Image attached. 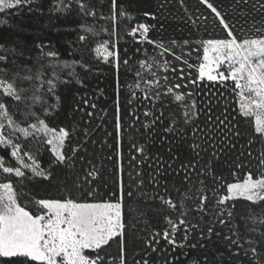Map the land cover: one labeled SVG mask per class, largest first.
<instances>
[{"label": "snow or ice", "instance_id": "snow-or-ice-1", "mask_svg": "<svg viewBox=\"0 0 264 264\" xmlns=\"http://www.w3.org/2000/svg\"><path fill=\"white\" fill-rule=\"evenodd\" d=\"M75 2L85 16L96 15L84 0ZM180 2L183 4V0ZM31 3L32 0H0V13ZM199 3L206 5L211 14H214L213 23L225 32L226 39H201L193 42L189 38H181L172 39L165 44L163 41L149 39L150 26L143 23L132 27L127 33L134 39L139 33V43L147 41L149 45L161 50L156 56L138 61L139 70L135 73L133 87L141 88V82L146 85L140 102L145 108L142 115L149 122L143 124V127L145 130H155L158 124L164 125L165 111L175 104L176 111L169 114L168 123L163 126L162 139L171 134L186 141L189 129L193 138L188 145L193 156L180 165L184 178L182 187L175 189L178 199H173L170 194L167 197L159 196L161 209L165 212L166 227L162 232H154L146 246L156 251L154 245L159 243L157 238L160 237L173 248H182L185 244L177 242V233L183 230V241H187L193 231H199L203 237L200 225L206 217L211 216L215 223L207 227L209 237L215 224L231 226V235L224 239L230 248L237 250L235 254L243 252L250 264H264V211L260 215L255 211L264 206V152L255 158L256 171H248L242 180L228 183L223 176L215 174L213 167V160L219 159L226 150H236V142L241 138V133L228 119L226 106L219 115L216 114L222 108L221 101L226 99L224 93L229 90V82L231 91L240 97V116L252 119L254 133L264 142V19L257 22L253 18L247 31L241 25L238 36L236 32L239 19H230L228 10L216 6L210 0H199ZM249 3L250 0H231L228 8L242 13ZM69 7L70 4H64L61 0L58 10L63 12ZM251 7L264 15V0H255ZM110 11L111 16L106 18L113 24L109 32L110 39L100 43L96 51L103 52L105 59L112 57L118 69L120 55L118 51L110 50L115 47L111 37L117 35L118 18L131 22L134 17L118 4V0H111ZM144 15L150 14L146 12ZM189 19L193 26H201L192 21L191 17ZM207 19L203 17L205 28ZM248 23L249 20L245 18L244 24ZM85 31L95 34L90 28ZM78 39L83 42L87 37L80 35ZM40 47V55L35 58L32 66L27 63L17 66L15 60L8 62V55L0 54V153H3L0 154V174L16 178V183L12 179L0 182V264H13L14 261L18 264H127V225L124 219L123 182L119 176L117 182L120 194L117 197L116 193H112L116 197L114 200L97 201L96 189L88 191L85 188V185L90 188L92 180L96 178L97 172L93 168L83 177L76 176L71 183L66 181L59 186L58 198L33 197L31 204L34 210L20 203L22 193L18 189L27 187L25 181L30 183L37 178L51 181L55 168L61 165L75 167L69 163L71 157L65 153L69 131L65 128L58 131L50 128L42 118L57 108V104H46L45 97L55 96L59 102L60 97L55 95L58 85L71 83L72 80L83 83L76 71L77 65L83 70H91L79 61H59L57 52H45L44 46ZM0 48L5 53L11 51L15 54L14 49L9 50L3 45ZM136 51L139 52L140 49ZM126 52L127 50L125 54ZM193 53L197 55V64L190 62ZM169 56L171 59L167 58ZM122 63L127 67L129 60L124 59ZM186 69H195L196 75L193 76ZM65 73L69 79H61V75ZM25 82L32 89L31 95L27 96L29 110L26 114V120L28 117L32 118L31 123L17 121L5 102L12 100L19 104L23 101L24 94L29 91L20 86ZM131 95L136 98L135 91ZM83 103L88 104V101L84 100ZM131 103L132 100H129V104ZM36 105L40 106L41 112L32 111ZM92 107L95 108V105ZM119 113L117 102V136L122 130ZM130 115L134 120H139L135 113ZM202 115L205 117L203 126L198 123ZM181 123L183 127L179 126ZM17 133L38 144L35 153L26 150L24 143L17 142L20 139ZM253 142L250 139L247 143L251 145ZM173 144L180 147L175 140ZM41 147L50 151L52 160L48 168L42 167L38 162ZM133 148L144 155V146L137 147L133 144ZM245 148L246 145H240L237 158L240 162H234L231 173L234 177L247 167L242 160ZM171 151L170 147L169 152ZM72 153L74 156L75 147L72 148ZM201 153L209 156L205 164L199 162L202 159ZM247 155L251 156L252 153L249 151ZM12 159L15 166H9ZM176 159L179 157H173V162ZM163 166L161 160L157 165V175L161 174ZM168 167L171 168V164ZM209 176L212 178L211 185L206 183ZM153 182L159 186V181L155 178ZM139 183L143 184V180ZM76 191L81 192L79 198L74 195ZM164 191L169 192L166 184ZM240 200L249 202L243 215L236 207ZM193 220L196 222L193 223ZM216 235L219 236L220 233L217 232ZM114 244L116 251L112 252L110 249ZM142 264H148V260L144 259Z\"/></svg>", "mask_w": 264, "mask_h": 264}, {"label": "trees", "instance_id": "trees-1", "mask_svg": "<svg viewBox=\"0 0 264 264\" xmlns=\"http://www.w3.org/2000/svg\"><path fill=\"white\" fill-rule=\"evenodd\" d=\"M84 2L93 8L96 13L94 17L81 13L75 0H63L64 4H70V7L63 12L58 10L61 0H32L31 4L17 6L15 9H7L0 13V45L9 50H15V54L11 51L5 53L0 48V54L8 55L9 63L15 60L17 66L25 63L32 66L35 58L40 55V46H44L45 52H57L59 61H79L91 69L83 70L77 65L76 71L83 83L72 80L71 83L58 85L55 95L60 97L59 102L55 96L45 97L46 104H57V108L50 115L42 116V118L46 120L50 128H55L57 131L65 128L69 131L70 135L65 142V153L71 157L69 163L75 167L61 165L55 168L51 181L40 178L30 183L25 181L27 187L18 189L22 193L20 203L34 210L31 204L33 197L58 198L59 186L66 181L71 183L76 176L83 177L95 168L96 178L92 180L90 188L87 185L85 188L88 191L96 189L97 201L116 199L111 194L116 193V196H119L117 177L122 179L124 219L128 239L127 264H137V262L142 264L144 259L148 260V264H250L243 252L236 255L237 250L234 247L230 248L224 239L225 236L231 235L229 230L231 226L215 224L214 231L209 237L207 227L215 223L211 216L206 217L200 225L204 232L203 237L199 231H193L188 240L183 241V230L177 233V242L185 244L182 248H173L160 237L157 238L159 243L154 245L156 251L146 246V242L151 239L154 232H162L166 227L165 212L161 209L159 196L167 197L170 194L173 199H178L175 189L182 187L184 178L180 165L193 156L188 147L193 138L189 129L186 141H181L179 137H173L171 134L162 139L163 126L167 125L169 114L176 111L175 104L165 111L164 125L158 124L155 130H145L143 127V124L149 122L142 115L145 108L140 102L146 85L141 82V88L133 87L136 81L135 73L139 70L138 61L156 56L161 50L156 49L154 45H149L147 41L139 43V33L135 39L127 33L132 27L143 23L150 26L149 39L163 41L165 44L172 39L180 40L181 38H189L193 42L201 39H226L225 32L213 23L214 14H211V10L207 9L206 5L200 4L199 0H183V4L180 0H118V4L125 8L134 20L129 22L127 19L118 18L116 21L117 35L111 37L115 47L110 50L119 52L121 63L117 69L112 57L105 59L103 52L96 51L100 43L110 39L109 32L113 24L106 18L112 14L111 0H84ZM210 2L228 10L230 19H239L240 24L237 25L236 32L238 36L241 25L247 31L251 27L253 18L257 22L264 19V15H261L258 9L251 7L255 0H250L249 6L242 13L228 8L231 0H210ZM146 12L150 15L145 16ZM190 17L201 26L199 28L193 26ZM203 17L208 18L206 28L203 26L205 23ZM245 18L249 20L248 24H244ZM88 28L95 34L86 32L85 29ZM80 35H85L87 39L83 42L79 41ZM138 48L139 52L136 51ZM125 50H127L126 54ZM20 53L23 55H19ZM167 58L171 59L170 56ZM124 59L129 60L127 67L122 63ZM190 62L198 63L196 53L192 54ZM186 71H191L193 76L196 75L195 69H186ZM160 72L163 74V69ZM169 76L171 77L170 73ZM61 79H69V77L65 73L61 75ZM20 86L29 89L24 94L25 99L19 104L12 100L5 102L17 121L31 123V117L26 120L29 110L27 96L31 95V85L25 82ZM133 91L136 92L135 99L131 95ZM224 95L226 99L221 101L222 108L216 114L219 115L226 106L228 119L241 133V138L236 142V150H226L219 159L213 160V167L216 175L223 176L226 182L231 183L242 180L248 171H256L255 158L264 152V142L258 134L254 133L252 119L240 116L237 93L231 91V82H229V90ZM84 100H87L88 104H84ZM129 100H132L131 104ZM117 102L122 123L119 136L116 130ZM93 104L95 108L92 107ZM32 111L39 113L42 110L39 105H36ZM130 113H135L139 120H134ZM204 120L205 117L202 115L198 123L203 126ZM179 126L183 127V124ZM16 135L20 136L17 142L24 143L26 150L35 153L38 147L35 141L26 140L19 133ZM13 139L15 140L16 137ZM250 139L254 142L248 145L247 142ZM173 140L180 145L179 148L173 144ZM133 144L137 147L144 146V155L136 152ZM240 145H246L242 160L247 167L237 172L234 177L231 173L234 170V162H240L237 159ZM74 147L76 153L73 156L72 148ZM170 147L171 152H169ZM249 151L252 153L251 156L247 155ZM177 156L179 159L173 162V157ZM201 157L199 162L207 163L209 156L201 153ZM51 160L50 151L41 147L38 157L41 166L48 168ZM161 160L164 166L161 174L157 175V165ZM168 164H171V168ZM9 166H15L14 159L9 161ZM153 178L159 181V186L153 182ZM6 179H12L16 183L15 177L0 174V182ZM140 180H143V184L139 183ZM206 183L212 184L211 176L207 178ZM165 184L169 190L168 193L164 191ZM74 195L79 198L81 192L76 191ZM236 207L243 215L249 207V202L240 200ZM255 211L257 215H260L264 211V206L256 208ZM172 218L175 219V216ZM195 222L193 220V223ZM217 232L220 233L219 236L216 235ZM192 245L195 247H191ZM110 251H116L115 244ZM13 264L18 262L14 261Z\"/></svg>", "mask_w": 264, "mask_h": 264}, {"label": "rangeland", "instance_id": "rangeland-1", "mask_svg": "<svg viewBox=\"0 0 264 264\" xmlns=\"http://www.w3.org/2000/svg\"><path fill=\"white\" fill-rule=\"evenodd\" d=\"M237 98H238V103H240V97H239V95L237 94Z\"/></svg>", "mask_w": 264, "mask_h": 264}]
</instances>
